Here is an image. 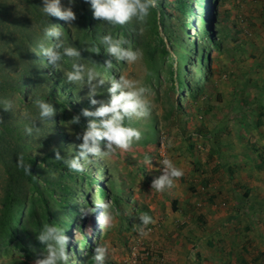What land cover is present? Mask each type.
Here are the masks:
<instances>
[{"label": "rangeland", "instance_id": "374dc122", "mask_svg": "<svg viewBox=\"0 0 264 264\" xmlns=\"http://www.w3.org/2000/svg\"><path fill=\"white\" fill-rule=\"evenodd\" d=\"M37 1L39 0H0V78L4 76V67L12 72L13 69L23 70L28 61H33V63L41 61L45 69L42 79H46L47 85L52 86L58 80L65 82L66 77L63 70H57V76L50 77L53 70L50 65H47L46 58L38 53L37 45L42 40L40 32L42 18H37L39 14L34 13ZM63 2L66 4L67 0ZM193 5L196 13L192 17L186 16V19L200 26L204 7L202 8L201 4L196 6V0H193ZM38 6H42V0ZM72 7L77 16L73 22L75 28H69L65 21L55 17H50L49 23L65 26L67 36L69 35L68 30L71 32L68 41L80 48L81 55L86 62L88 51L94 44L87 42L83 45L79 39H82L80 37L83 34L85 8H90V6L85 0H76ZM227 9L231 12L229 19L225 18ZM174 13L166 10L167 17L148 15L144 21L133 19L128 22L138 25L142 37L147 39L142 44H147L155 53L150 61L160 67V70L155 72L160 77L153 78L159 86L147 79L148 63L143 53L139 60L131 64L127 63L121 70L115 67L110 69L112 73L109 70V74H124L137 79L149 89L146 95L152 101L151 113L147 117L133 118L131 124L140 129L142 138L145 137L148 129L156 128L157 131L152 134L153 142L151 143L134 142L127 150L118 149L107 160H98L94 164L87 165L90 167L87 169L89 175L96 176L104 185L106 182V177L102 174L104 164L108 162L110 167L117 169L113 173L115 183L113 179L112 182L123 195L119 199V205L124 210L131 209V216L126 217L122 222H127L126 225L132 230H126V227L124 229L121 226V220L118 219L119 210L115 212L113 226L108 230L102 228L103 231L100 234V222L97 224V219L103 212L102 207L95 206L93 213L86 216L81 215V208L86 203L89 206L86 198L92 197L95 188L90 187L91 191L88 193H78L75 202L79 212L71 213L66 218L63 217L66 220L63 227L66 228L67 236L70 238L68 250L73 251L70 247L74 245L79 253H82L76 257L78 264H94L91 260L93 254H86L85 244L88 239L95 244L108 243L110 251L105 264H129L133 261L135 264H191L190 259L193 253H196L195 246L197 245L192 233L196 227H201L204 223V217L200 215H203L205 207L196 206L197 201L204 202L211 190V180L206 175L205 165L208 151L212 149L210 154L213 157L216 156L220 149H215L222 148L219 144L221 141H234L235 143L236 140L244 138V142L252 143L251 131L255 126L251 125L253 127L248 130L250 124L246 120L251 119V115L245 114V125H242L239 130H236V126H232L230 122H235L236 118H240L235 114L240 110L237 108V103L244 105L242 109H264V0H222L220 2L221 22L218 23L217 28L222 29L223 33L228 32L220 48L205 47L208 34L204 35L199 28L196 35H191L190 26L184 25ZM7 31L10 36L3 37ZM27 34L30 36L28 37ZM181 41H184L185 48L191 50V54L196 56L210 48L211 61L205 62L204 56L200 60L193 56L185 59L187 50L182 60L179 53L185 48L181 47ZM29 43L31 46L36 44L32 57L26 55ZM206 45L209 46V44ZM166 50H168L167 53H165ZM201 62L205 63L202 65ZM178 63L187 67L190 70L188 73L192 72V75L182 73L185 81H191L193 73L200 79L198 78V85H195L194 96L188 97L185 102H182L180 109L174 112L170 110L171 100L168 95L172 84L178 87L176 81L171 82L178 74V68L181 67ZM69 68L70 63H66L64 70ZM209 71H211V77L207 80L205 77L210 75ZM18 76L19 74L14 73L16 79ZM73 85L76 86L74 89L89 104L84 108L95 107L90 105L86 98L87 86L79 89L77 85ZM108 86L106 83L104 88ZM2 96L13 99L14 106L9 110L0 108L1 114H8L21 125L25 123L22 125L25 141L32 146L30 153L35 155L39 161L37 165L42 166L40 170H43L44 157L49 153L44 145L53 151L52 158L54 159L55 150H59L60 141L51 133L48 134L49 138H45L39 126L38 131L34 127L33 135L25 131L26 126H33L30 123L32 117L38 119V111L31 102L28 103L26 98L23 99L24 95L9 89ZM96 98L106 100V91ZM227 106H229L228 110L225 111L224 107ZM262 111L264 113V110ZM67 114L69 115L62 114L64 127H66L65 121H69L73 115L78 113L68 112ZM81 118L84 119L81 124L70 125L71 132L69 127H66V133L61 136L62 143L68 145L67 152H70V155H74V152L70 151L71 145L82 142L76 138V133L82 132L85 124V118ZM10 122L8 119L7 123ZM224 122L226 124H223ZM242 128H245L247 132L244 133ZM163 149L175 166L183 170L184 175L175 179L172 187H166L157 192L154 188L151 189V182L162 174V166L159 162L162 160ZM210 154L209 157H211ZM145 156L151 158V164L145 163ZM10 175L9 168L0 160V208ZM71 184L78 187L80 183L72 181ZM17 186L20 187L19 194L24 200L23 208L26 210V206L29 205L28 201H31L34 193L32 185L25 177H22ZM106 198L103 199L110 200ZM175 199L181 201V205L175 202ZM174 206L177 209H174ZM114 210L116 211L115 208ZM183 210L184 216H179L178 211ZM141 212L152 215L154 221L147 226L145 234H140L136 228L140 224L138 217ZM93 218L96 219L95 222ZM88 219L91 221L88 222ZM68 221H71V226L68 225ZM195 222L200 223L195 224ZM81 234L84 237L82 241ZM3 248L7 250V253H0V264H25L26 261H28L26 264H35V260L41 258L44 252L42 245L33 246L31 251L26 249L16 251L15 241L6 243Z\"/></svg>", "mask_w": 264, "mask_h": 264}, {"label": "trees", "instance_id": "16d2710c", "mask_svg": "<svg viewBox=\"0 0 264 264\" xmlns=\"http://www.w3.org/2000/svg\"><path fill=\"white\" fill-rule=\"evenodd\" d=\"M196 2L204 7L202 16L204 26L201 27V31L204 32V35L208 34L204 46L210 48H220L221 45H223L225 34H228V32L223 33L222 29L217 28L218 23L220 24L221 22L220 2H222V0H196ZM39 4L40 0L37 1L34 13L39 14L37 18L40 19L42 16L39 12ZM85 9L86 18L82 24L83 34L80 37L82 39L79 40L83 45L87 42H91L94 46L100 48V52L98 53H93L90 49L88 51L87 59L101 65L106 59H112L109 54L104 52V46L100 44V37L107 32H112L116 35H123L134 49H137L138 47V49H141V52L148 63L147 79L152 80V84L159 86V83L156 82L155 79L153 80V78L158 79L160 77L158 73H155L160 70V67L150 61V59L154 58L155 53L152 52L147 44H142L147 39L142 37L138 25L136 23H126L125 25L112 26L94 18L92 16V10L89 7ZM166 10L169 12H175L174 14H176V18H179L184 25L188 26L192 25V23L186 19V16L196 13L193 0H156L154 6L150 9L149 16L156 17L157 15L159 17H167ZM225 14V18L229 19L231 16L229 9L225 10ZM222 20H224V18H222ZM36 21L39 20L36 19ZM68 33L71 35L69 30ZM8 36H10L8 31L3 34V37ZM27 36L29 37L30 34H27ZM149 44L151 45V42H149ZM180 44L181 47L185 48L184 41H181ZM206 44H209V46ZM29 45V47L26 48V55L32 57V52L34 51L33 49L36 47V44L31 46L29 43ZM210 48L209 50L207 48L204 52L198 54V57L195 54H191L192 51L187 50L186 48L183 49L179 55L183 60V54L187 50L188 53L187 56H185V59L193 56V58L200 60V58L204 56L205 62L211 61ZM167 52L168 50L165 51V53ZM205 62H201V64L203 65ZM178 64L181 67L178 68V74L171 81L172 83L173 81H176L178 83V87L173 86L172 84L168 95V98L171 100L170 110L174 112L177 109H180V105H182V102H185L188 97L191 95L194 96L196 92L195 85H198L197 83L199 78L198 76H195V73H193L191 81H185L182 77V73L192 75V72L188 73L189 69L187 67L182 66L180 63ZM125 65H127L126 62L116 63L113 60V67L117 70H121V68ZM23 68V70L13 69L14 71L12 70L11 72L4 67V76L3 78H0V96L11 89L12 91L20 92L24 95L23 99L26 98V102L28 103L31 102V98L37 95L52 102L57 111L54 116L49 118V121L40 122L37 121V118L32 117L30 123L34 125L35 122V127L39 126L41 128L45 138H49V133H51L54 137H57L58 141H60L59 150L61 155L68 157L71 154L70 152H67L68 145L66 143H62L61 139L62 134L66 133L67 130L62 123V114L64 116H68L70 114H67L68 112L79 113L84 106H89V104L74 89L76 86L67 82V80L65 82L58 80L56 84L48 86L45 81L46 79H42L43 71H45V69L43 68L41 61H38L37 63L28 61ZM51 68L53 71L49 76L56 77L57 70L53 66H51ZM109 70L110 69H108V72ZM110 71L112 73V70ZM14 73L19 74L18 79L14 77ZM209 74L210 75H207L205 79H210L211 71H209ZM44 82H46V84ZM8 119H10V123H7ZM83 120L84 119L81 118V121ZM23 124L25 123H22V125ZM22 125L9 117L8 114L2 115L0 109V160L3 161L5 166L8 167L11 172L10 179L5 187L3 195L4 198L1 200L0 253H7V250H4L3 246L6 243L14 241L17 244V249H15L16 251L18 249L31 251L33 246H44L36 239L35 230L42 227L44 223L57 222L64 226L66 220L63 217L66 218L71 213L79 212L77 203L75 202L76 198H78L77 194L82 192L88 193V191H91L92 187L95 188L92 197L86 198L89 206L93 208H96L95 206L99 207L94 203V199L97 196L101 198L107 197L106 199L109 198L112 201L113 207L116 209L115 212L120 210L118 212V219L121 220V226L124 229L126 227V230H132L130 226L126 225L127 222H122L123 219L131 216V209L124 210V208L119 205V199L123 195L120 189H116L112 182L113 179L115 183L116 179L114 178L113 173L117 169L110 167L108 162L104 164L102 168V174L106 177L104 185L103 182L98 180L96 176L91 177L89 175L87 169L90 167L86 165L87 167L85 166V170L80 173L69 170L62 160L53 159V151L47 145H44V147L49 150V153L44 157V161L42 163L44 169L40 170L42 166L39 167L37 165L39 162L38 159L35 155H33V153H30L32 146L25 141V133L22 129ZM156 131V128L148 129L145 137L142 138L139 143L148 144L153 142L152 134ZM33 133H35V131ZM18 159H22L25 165H31L30 173L25 172L24 168L17 164ZM22 177L27 179V181L32 185L34 191L31 201H28L29 205L26 206V210L23 208L24 200L22 199V196H20L21 194H19L20 187L17 186V183H19L20 178ZM72 181H79V186L75 187L72 185ZM81 183L84 184L81 185ZM174 209H177V207L174 206ZM22 214L24 215L21 216ZM88 222H90V219H88ZM68 225L71 226V221H68ZM65 234L67 235L66 230ZM95 246L96 244L92 242L91 239H88V242L85 244L86 254H93ZM70 248L75 252L76 257L82 255V253H79L78 249L75 248L74 245ZM27 262L28 261H26L25 264Z\"/></svg>", "mask_w": 264, "mask_h": 264}, {"label": "clouds", "instance_id": "9594fccd", "mask_svg": "<svg viewBox=\"0 0 264 264\" xmlns=\"http://www.w3.org/2000/svg\"><path fill=\"white\" fill-rule=\"evenodd\" d=\"M85 2L90 6L94 18L112 26L125 25L133 19L144 21L155 4V0H85ZM75 3L76 0H67L66 4L63 0H42V6L39 7L42 16L40 24L42 40L38 43L37 49L38 53L46 58L47 65L53 66L56 70H63L67 82L77 85L79 89L87 86L86 98L90 105L95 106L82 108L69 121H65V126L69 127L80 124L81 117L85 118L82 132L76 133L77 140L82 142L71 145L70 148L75 154L65 157L59 150H55L56 160H62L69 170L80 173L85 170L86 165L94 164L98 160H107L118 149L127 150L134 142H139L142 132L132 126L131 120L147 117L152 110V101L146 95L149 89L139 80L124 74L108 72V69L113 67V60L116 63L131 64L142 57L141 50L134 49L123 35L107 32L100 37L104 52L112 57L101 65L90 60L85 62L80 48L68 41L65 28L59 24L49 23L50 17H56L65 21L69 28H75L73 22L77 16L72 7ZM197 4L199 3L196 2V6ZM201 27L203 21L200 26L190 25L191 35H196L195 32L199 28L201 30ZM91 51L98 53L100 48L93 46ZM66 63H70V68L64 70ZM106 83L109 86L105 89ZM104 91L107 93V99H97L96 97ZM31 103L38 111L37 121L40 122L49 121L57 111L52 102L39 95L31 98ZM13 106V99L0 96V108L9 110ZM34 127L35 122L33 126H26L25 131L31 135ZM35 129L38 131L39 127ZM69 131H72L70 127ZM145 163L151 164V158L145 156ZM159 163L162 166V174L151 182V189L154 188L157 192L172 187L175 179L184 175L183 170L168 158L165 149ZM17 164L23 167L25 172L30 173L31 165H25L22 159H18ZM94 203L103 209L97 219L102 234L103 229L108 230L113 226L115 210L111 200L97 196ZM94 211L95 209L86 203L81 208V215L86 216ZM138 218L140 224L136 226L137 231L145 234L147 226L154 222L153 217L147 212H141ZM93 220L96 221L94 218ZM65 229L60 223L52 222L44 223L35 230L36 239L44 245L43 255L35 260V264H78L75 252L68 250L70 238L65 234ZM83 238L81 234V241ZM109 251L107 242L97 243L91 260L94 264H105Z\"/></svg>", "mask_w": 264, "mask_h": 264}, {"label": "crops", "instance_id": "0c3cea01", "mask_svg": "<svg viewBox=\"0 0 264 264\" xmlns=\"http://www.w3.org/2000/svg\"><path fill=\"white\" fill-rule=\"evenodd\" d=\"M237 105L240 110L235 114L240 118L230 123L239 130L245 125V114L251 115L246 120L248 130L255 126L251 127L252 143L244 138L235 143L223 140L216 156L210 154L212 149L208 151L205 165L211 190L204 202L197 201L196 206L205 207L200 215L204 223L192 233L197 245L191 264H264V109ZM178 215L183 217L184 210Z\"/></svg>", "mask_w": 264, "mask_h": 264}, {"label": "built area", "instance_id": "2783aa9c", "mask_svg": "<svg viewBox=\"0 0 264 264\" xmlns=\"http://www.w3.org/2000/svg\"><path fill=\"white\" fill-rule=\"evenodd\" d=\"M129 264H135V262L133 261V262H131V263H129Z\"/></svg>", "mask_w": 264, "mask_h": 264}, {"label": "bare ground", "instance_id": "6f19581e", "mask_svg": "<svg viewBox=\"0 0 264 264\" xmlns=\"http://www.w3.org/2000/svg\"><path fill=\"white\" fill-rule=\"evenodd\" d=\"M195 33H196V32H195ZM195 33H194V34H195Z\"/></svg>", "mask_w": 264, "mask_h": 264}]
</instances>
